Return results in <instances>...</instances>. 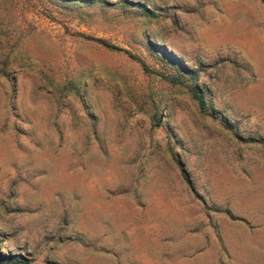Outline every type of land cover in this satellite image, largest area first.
I'll list each match as a JSON object with an SVG mask.
<instances>
[{
    "label": "rangeland",
    "instance_id": "rangeland-1",
    "mask_svg": "<svg viewBox=\"0 0 264 264\" xmlns=\"http://www.w3.org/2000/svg\"><path fill=\"white\" fill-rule=\"evenodd\" d=\"M20 257L264 264V0H0V264Z\"/></svg>",
    "mask_w": 264,
    "mask_h": 264
},
{
    "label": "trees",
    "instance_id": "trees-1",
    "mask_svg": "<svg viewBox=\"0 0 264 264\" xmlns=\"http://www.w3.org/2000/svg\"><path fill=\"white\" fill-rule=\"evenodd\" d=\"M99 41H101V42L104 43L105 45H108V46H110V47H112V48H115V49H123V48H121V47H119V46H117V45H113V44H109V43H107V42H104L103 40H99ZM193 95H194V98L198 101V103H199L200 105H202V97H201V95H199V94H193ZM183 174H184V176L186 177L184 171H183ZM18 260H19L20 262H22V264H27V263H28V259L23 258V257H20Z\"/></svg>",
    "mask_w": 264,
    "mask_h": 264
}]
</instances>
